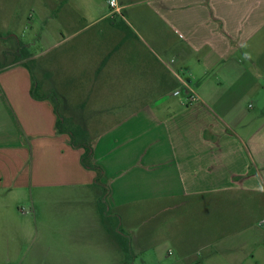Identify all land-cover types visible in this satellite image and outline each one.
<instances>
[{
  "label": "crops",
  "instance_id": "1",
  "mask_svg": "<svg viewBox=\"0 0 264 264\" xmlns=\"http://www.w3.org/2000/svg\"><path fill=\"white\" fill-rule=\"evenodd\" d=\"M22 2L0 0V27ZM49 3L61 27L44 88L59 75L66 105L116 123L94 145L102 184L16 60L0 65V199L47 203L43 246L62 264H127L162 241L177 264H264V114L240 106L264 75V0ZM149 208L173 214L149 228Z\"/></svg>",
  "mask_w": 264,
  "mask_h": 264
},
{
  "label": "rangeland",
  "instance_id": "2",
  "mask_svg": "<svg viewBox=\"0 0 264 264\" xmlns=\"http://www.w3.org/2000/svg\"><path fill=\"white\" fill-rule=\"evenodd\" d=\"M49 1L55 0H24L19 4V10H16L12 21L10 20L11 26L0 27V65L10 64L19 58H24L32 69L37 70L39 75L42 71L40 68L39 72L41 64L53 66L54 69L52 70L55 71V66L58 67V61L56 62L54 57L56 52L44 51L60 37L61 22L55 17H49L51 11L45 10V7H49ZM32 55H38V57L32 58ZM259 60L261 64L264 61L262 58ZM241 61L243 64L249 65L247 64L248 59L245 57H242ZM55 78L54 75L53 84H56ZM58 80L61 82L59 75ZM51 81L52 79L49 80V82ZM49 82L47 85L50 88ZM45 89L42 85L41 91L45 92ZM62 92L65 96L67 93L68 99H76L77 97L72 90H66V93L65 91ZM252 105L254 108L250 107ZM240 106L246 111L259 110L260 116L264 114V75L260 76L258 86L256 85L252 91L246 92ZM95 109L104 112L103 107H96ZM116 110L118 111L116 117H121L128 113L131 108L116 107ZM109 124L113 123L97 122L96 129L102 130ZM46 206L47 203L42 198L35 200L31 198L29 193L26 196L23 194L20 198L18 196L11 197L8 193L2 195L0 212L3 210L7 217H4L5 225L2 224L3 219L0 218V264H62L60 255L54 253L56 251H52L51 254L43 246L42 228L45 221L43 212ZM172 214L173 211L171 210L159 214L155 212V209L149 208L148 213H144L146 218L140 219V222L150 228L154 227L157 220L163 219L167 215L172 217ZM178 258L179 252L174 245L162 241L151 249L128 256L127 264H177Z\"/></svg>",
  "mask_w": 264,
  "mask_h": 264
},
{
  "label": "trees",
  "instance_id": "3",
  "mask_svg": "<svg viewBox=\"0 0 264 264\" xmlns=\"http://www.w3.org/2000/svg\"><path fill=\"white\" fill-rule=\"evenodd\" d=\"M19 60H23V64L31 70L32 79H33V84L31 88L32 95L37 99L50 98L53 101L55 111L57 113V122H56L57 132L68 133L70 135V144L75 148H83V153L81 156L82 163L87 168H91L96 171L95 181L99 184H102L101 181L104 174V170L103 167L99 165L95 159L94 145L96 139L98 138V135L102 132L104 128L102 130H97L96 123L98 121L92 119L95 118V116L92 114V110H96L95 109L96 107L87 106L85 104L66 105L65 103L69 102L70 99H68L66 90L60 89V86L58 85L59 83L58 75L56 74H55L56 84L55 85L52 84L53 86L50 89H45V92L41 91L44 80L50 76V72H46V68H48L47 67L48 65L41 64V66H39V72H40V68H42V71L39 75L37 70L35 71L30 67L27 60H25L24 58L17 59V61ZM62 91H65L66 96ZM132 107H131V111L140 108V107H133L132 109ZM82 121H84L85 123H80ZM112 123L116 124L115 122ZM113 124H109L105 128ZM109 190L110 189L108 187L105 188L106 193H108ZM100 206H101V210L104 212V204L102 206L101 203Z\"/></svg>",
  "mask_w": 264,
  "mask_h": 264
},
{
  "label": "built area",
  "instance_id": "4",
  "mask_svg": "<svg viewBox=\"0 0 264 264\" xmlns=\"http://www.w3.org/2000/svg\"><path fill=\"white\" fill-rule=\"evenodd\" d=\"M109 2H110V4H111V6H113L114 8H118L117 6H118V3H117V0H109ZM180 91L179 90H177L176 91V94H178ZM190 98L191 99H197V94H195L194 92H191V94H190ZM259 224L262 226V227H264V218H261L260 220H259Z\"/></svg>",
  "mask_w": 264,
  "mask_h": 264
}]
</instances>
